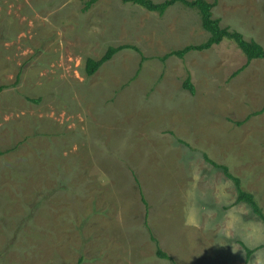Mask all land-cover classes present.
Wrapping results in <instances>:
<instances>
[{
	"label": "rangeland",
	"instance_id": "rangeland-1",
	"mask_svg": "<svg viewBox=\"0 0 264 264\" xmlns=\"http://www.w3.org/2000/svg\"><path fill=\"white\" fill-rule=\"evenodd\" d=\"M87 1L0 0V264H264V246L244 262L239 243L264 245L261 220L202 152L264 211V57L239 69L227 37L170 54L207 36L179 2ZM211 14L264 45V0ZM110 45L123 48L87 74ZM191 178L210 210L190 208Z\"/></svg>",
	"mask_w": 264,
	"mask_h": 264
},
{
	"label": "trees",
	"instance_id": "trees-1",
	"mask_svg": "<svg viewBox=\"0 0 264 264\" xmlns=\"http://www.w3.org/2000/svg\"><path fill=\"white\" fill-rule=\"evenodd\" d=\"M95 0H88L87 5L91 4ZM123 3H131L141 6L142 8L156 12L157 14H162L164 10L172 5L174 2H179L183 6L195 9L200 26L207 32L206 38L198 43H189L185 44L181 48H177L174 51H171L170 54L183 56L187 51L191 49H205L210 47L213 44L219 43L223 37L231 38L237 44V46L241 49V51L246 56V61L243 63L239 69L244 67L251 59L264 57V45L251 38L246 39L242 37V34L236 29H229L227 26H223L219 24V18L214 17L211 14V7L215 4L216 0H162L159 2H154L153 0H121ZM131 46L127 45L126 47ZM123 48L119 46L110 45L105 53L99 58L88 57L85 63V71L87 74L91 75L96 72V70L108 59H110L118 50ZM167 56L162 57L161 59H165ZM239 69L235 70L236 73ZM183 86L187 88L190 92L194 90V85L192 84L189 76H186L184 81L182 82ZM2 88V87H1ZM260 111V110H259ZM258 112V111H257ZM2 154V151H0ZM203 158L213 166H218L221 168L223 174L231 179L233 186H235L236 196L234 202H245L249 205L251 211L261 220V223L264 226V211L262 206L259 204L254 194L244 189L240 186L239 179L237 176L231 174L227 167L223 164H218L211 158L207 157L203 153ZM144 198V194H142ZM244 250V262H246L250 253L256 247H262L264 245H257L255 247H248L243 243L239 242ZM156 254L160 258L171 259L168 255L156 249Z\"/></svg>",
	"mask_w": 264,
	"mask_h": 264
},
{
	"label": "crops",
	"instance_id": "crops-1",
	"mask_svg": "<svg viewBox=\"0 0 264 264\" xmlns=\"http://www.w3.org/2000/svg\"><path fill=\"white\" fill-rule=\"evenodd\" d=\"M188 52V51H187ZM185 55V54H184ZM182 86H183V84H182ZM183 88L184 89H187V88H185L184 86H183ZM187 91L188 92H190L188 89H187ZM194 91H192V92H190V93H193ZM259 112V111H258ZM165 125H171V126H174L175 127V129L177 130V131H179L178 129H177V126H175V125H173V122H168L167 124H165ZM183 130V129H182ZM181 131V130H180ZM179 131V132H180ZM167 133L169 134V135H172L171 134V132L170 131H168L167 130ZM148 136H152L151 135V133H150V130L148 131V133H145V132H143V137L146 139V137H148ZM162 137V136H161ZM162 139H163V137H162ZM144 141H146L147 143H149L151 146H153V147H160L161 145H164V143L163 144H161V145H153V142H150V141H148V140H144ZM165 146H167L166 144H165ZM189 150V149H188ZM159 151V150H158ZM183 153H185L184 152V150H181ZM160 152V151H159ZM165 152H166V154L168 155V152L165 150ZM203 153H205L206 154V152L205 151H202ZM160 156H161V153H157V159H156V161L159 163V160H160ZM163 156V155H162ZM179 156H180V154H179ZM144 158H146V157H144ZM178 163L179 164H182V166H184V168H186V166H185V156H183L181 159H179L178 160ZM159 168V167H158ZM202 179H199V180H194L193 178H191V180H189L188 181V183H187V181L184 179V183H186V189H187V186H188V184H192V187H191V190H189V189H187V191H185L186 192V196H188V197H191V206H190V208L191 209H193V210H198V211H200V210H206V211H208V209L210 210L212 207L209 205L210 203H211V201L213 202V196L211 195V193L210 192H208L209 190L208 189H201V188H195L194 187V184H196V185H200V183H198V182H200ZM205 184H206V182H205ZM208 192V193H207ZM143 194H144V192H143ZM144 200L146 201H148L149 202V205H150V200L148 199V197L147 196H145V194H144ZM198 200V201H197ZM148 209V208H147ZM150 212L151 211H147V214H146V218H149V216H150ZM129 214H131V212H129ZM201 215H207V213L206 214H201ZM136 216H140V214H138V215H136ZM135 215H131V221H135L138 217H136ZM185 216V215H184ZM195 216H200L199 214H196ZM150 223H151V226H152V228H153V225H155V222L152 220V221H149ZM154 229V228H153Z\"/></svg>",
	"mask_w": 264,
	"mask_h": 264
}]
</instances>
